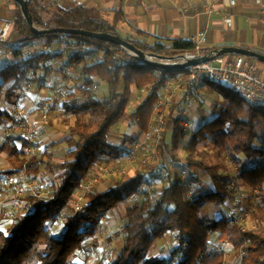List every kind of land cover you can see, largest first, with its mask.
<instances>
[{"label":"trees","instance_id":"obj_1","mask_svg":"<svg viewBox=\"0 0 264 264\" xmlns=\"http://www.w3.org/2000/svg\"><path fill=\"white\" fill-rule=\"evenodd\" d=\"M15 5L17 16L13 29L21 37V42H54L55 35L32 34L22 10ZM29 7L33 21L39 28L118 33L120 19L109 21L97 9L79 5L63 9L53 3L43 4L40 0H29ZM126 40L143 52L157 55L197 52L191 41H175L167 47L161 43L152 46ZM95 41L112 50L122 51L118 46ZM210 52L201 51L200 54ZM95 54L99 56L97 53L74 52L62 65L63 70L68 64H78L77 69L84 78L79 89L81 96L78 97L76 90H72L76 86L70 87V102L64 105L66 112L76 116L75 125L70 127L66 140L65 161L56 163L51 152L26 157L14 145L9 158L16 164L17 170L0 171V183L7 176L19 172L33 179L51 176L55 180L49 197L35 194L27 196L25 209L28 213L17 216L9 230L0 228V264H88L93 249L97 247L91 240H95L103 218L140 194L143 198L135 201L126 211L122 247L111 264H173L172 260L149 256L157 241L163 240L169 233L177 234L178 247L172 254V258L179 257L177 264H227L225 252L211 247L210 238L213 235L217 236L219 243L228 244L243 254L241 264H264L263 220L258 224L260 227L246 229L240 222L226 217L217 220L202 216V208L206 203L224 206L232 198L233 181L224 173L225 166L210 164L204 159L205 152L200 147L210 145L227 153L238 163V181L259 193L258 209L264 210V148L258 147L256 143V124H264V108L250 104L233 90L208 82L219 90L228 104L217 118L207 122L192 136L187 147L190 154L186 164L189 171L199 170L209 178L213 186L209 193L199 191L194 198L187 199L189 185L185 180L168 169H162L164 173L161 174L160 168L154 164L147 165L148 172L137 171L128 180L121 172L107 190L91 188L89 185L94 169L103 164L116 163L125 153L121 145L109 141L113 128L122 120L130 119L136 122L142 133L148 132L153 124L156 107L160 108V112L164 111L158 103L160 91L173 79L182 75L183 79L187 75V71L160 74L159 69L148 66L118 65L110 53L99 56V61L90 62L91 56ZM58 59H62V54H40L0 68V79L4 84H11L6 91V102L19 106L25 92L24 85L33 86L28 83L31 80L36 81L37 88L46 87L54 70L53 62ZM131 60L138 63L133 58ZM100 85L106 89L102 99L95 91ZM135 90L147 91V96L134 111L128 112ZM170 118L158 147L162 155L177 150L186 136V131L180 125L181 119L173 118L172 114ZM15 121L11 114L0 111V130ZM167 131H172L169 142L166 140ZM2 150L0 148V152ZM239 155H244L243 163ZM251 162L255 166L247 167L246 164ZM151 177L163 185L155 194L150 190L143 191L145 186L151 184ZM78 192L83 194L84 204L74 207L72 202ZM3 193H6V189L2 186L0 199ZM65 212L72 214L63 217ZM61 220L64 221V229L54 234ZM80 253L85 254L84 262H75Z\"/></svg>","mask_w":264,"mask_h":264},{"label":"rangeland","instance_id":"obj_2","mask_svg":"<svg viewBox=\"0 0 264 264\" xmlns=\"http://www.w3.org/2000/svg\"><path fill=\"white\" fill-rule=\"evenodd\" d=\"M40 43H46L45 40H40ZM34 54H32L33 56ZM100 57L98 55H92L90 58L91 60H98ZM59 61L62 59H58ZM57 61V60H56ZM68 60H62L64 64ZM54 70L53 73L55 75L61 76L62 73V65L53 66ZM52 73V74H53ZM183 75L179 77L178 80L182 79ZM63 78V76H62ZM63 82H65L63 78ZM28 83L33 85V89H37V85H35L36 81H29ZM84 83V78L81 76L79 68L76 71V75L74 77V87L72 90H76L78 93L77 96H81V92H79L81 88V84ZM65 84V83H64ZM29 85V84H27ZM58 84H56L57 86ZM202 85V84H201ZM205 85V84H204ZM30 86V85H29ZM64 87L58 88L59 90ZM72 87V86H71ZM48 89V87H44ZM224 88V87H223ZM32 89V90H33ZM71 91V90H69ZM97 92V96L99 98H103L106 89L104 85L97 86L95 88ZM3 90L0 89V106L3 107ZM219 92L217 89H211L209 86L205 85V91L203 92V103L202 106H206V108H210L209 114H207V118L204 114L205 118H202L204 122H208L209 120L213 119L212 117L222 109L221 103L223 104V99L218 97L219 95L216 94ZM27 94V92H25ZM147 96V91L135 90L133 98L130 102L128 112H132L135 108L139 105V103ZM210 105L207 106V105ZM20 106V104H19ZM164 111L161 113L165 114L166 122L165 125L168 124L170 121V114H172L173 118L180 117V111L177 109L178 107H174L171 105L165 108V104H162ZM2 109L0 108V111ZM15 109H12V111ZM213 110V111H211ZM6 111L5 109L3 110ZM216 111V112H215ZM160 108L156 107V114L153 120H155L159 115ZM76 117V116H75ZM54 117L50 118L46 122L41 118L42 124H50ZM29 118H25L22 122L12 124H7L5 128L2 129L0 132V145L4 146V151L0 152V171L3 172H14L17 170L16 164L9 158L11 153V147L19 144H25L30 151L24 154L26 157H31L34 154H38V145L37 139L31 140L29 138V130L28 127L29 123L33 126L32 128L35 130V137L37 136V127L34 122H30ZM182 120V118H180ZM188 121L189 118H183ZM121 124H124L121 127ZM136 131L137 134L128 135L125 134L124 130L129 131ZM196 131V130H195ZM256 131L258 134V139L261 143L256 142L258 147L264 148V124H256ZM165 132V130H164ZM143 134L138 128L137 124L134 120L124 119L119 122L112 130V134L109 138L111 143L121 145L125 150L124 155L120 160L116 163L112 164H103L100 167L94 169L92 173L93 179L89 187L96 188L99 190H107L110 188L115 181V177L120 176L119 174L122 172L124 173L125 180H128L136 175L137 171H146L148 172L147 165L152 166L153 164L156 165L157 161L165 159L169 156L175 158H181L182 160L187 163V157L189 156L190 152L187 149L189 143L184 140H181L180 147L173 151L171 154L162 155L159 152L152 155L150 161L146 165H141L140 161L145 157L146 151L140 150L136 153L133 159V151L135 150V145L142 141ZM172 137V131L166 132V140L169 142ZM201 149L205 152L204 159L212 164H221L225 166L224 173L227 174L232 179V188H233V196L229 199L224 206L215 205L211 203H206L202 208V216L205 219H221V218H228L231 221H237L243 224L246 229H254L258 228V224L264 223V210L258 209L260 205V198L259 193L248 187L244 186L240 183L237 179L239 173L240 165L234 162L231 157L217 149H214L210 145L200 146ZM22 150V149H21ZM241 162L243 163L245 160L244 155H239ZM154 160L155 162H153ZM247 167L255 166L254 163H247ZM160 173L162 169H158ZM191 176L185 180V182L189 185V192L194 198V196L200 191L203 194L209 193L212 189V183L210 182L209 178L199 170H190ZM152 179V177L150 178ZM55 180L51 176H43L37 179H33L31 177L25 176L23 172H19L15 175H9L0 183V187H4L6 189V193H3L0 199V228L4 231L9 230L11 225L13 224L14 219L17 216L25 215L28 211L25 209L27 204L26 198L30 195H38L41 197H49L51 194V187ZM163 187L161 182H155V179H152V182L149 186H145L144 190H150L155 194L158 190ZM196 193V194H195ZM83 194L78 192L75 195V200L72 202V205L81 206L84 204ZM143 196L140 194L137 197H134L124 203H122L117 209L111 211L107 216H105L100 224L96 235L95 240H91L94 242L93 245L96 243L97 247L93 249V254L88 262V264H111L114 262L121 250L123 238H124V227L126 224L125 221V214L126 211L131 207V205L137 201L142 199ZM72 214V212H65L63 217ZM64 229V221L61 220L54 230V234H57L61 230ZM176 233H169L163 240L157 241L155 247L151 251L149 256L153 257H160L167 260H172L173 264H177L179 257L176 256L172 258V254L175 249L178 247V241L176 237ZM211 247L212 249L223 250L227 257V264H241L243 254L235 249H233L228 244H222L217 241V236L213 235L210 238ZM187 245H185L186 248ZM85 254L80 253L78 259L75 262L82 263L84 262Z\"/></svg>","mask_w":264,"mask_h":264},{"label":"crops","instance_id":"obj_3","mask_svg":"<svg viewBox=\"0 0 264 264\" xmlns=\"http://www.w3.org/2000/svg\"><path fill=\"white\" fill-rule=\"evenodd\" d=\"M43 4L53 3L63 9H71L77 5L87 9H97L109 21L119 18L117 29L121 37L133 41L155 45L161 43L170 47L175 41H190L200 33H205L207 41L201 44V51H214L221 48H239L250 50L264 55V0H236L231 5L230 0H40ZM53 10L52 7L49 8ZM17 16V6L10 0H0V31L5 23L14 22ZM231 20V23L228 22ZM11 38L21 40V37L11 31ZM200 51V52H201ZM238 54H229L224 57L234 59ZM18 60L8 57L2 62V66L13 65ZM255 61V60H254ZM258 75L264 79V63L255 61ZM53 73V72H52ZM179 79V78H178ZM178 79H173L164 89L160 91L162 98L171 94ZM56 84H58L56 86ZM214 90L208 82L200 85L197 95L194 97L191 108L186 104L181 92L171 96L169 106L174 105L180 111L183 118H189L188 123L194 125L193 129L186 131L184 140L191 142L196 131L204 126L202 118L207 117L209 109L202 106L205 85ZM0 79V89L3 90V107L1 112H8L13 117L16 109H23L27 113L28 120L34 122L37 129L38 154L44 152L53 153L56 163H63L66 159L68 132L75 125L76 117L70 118L64 112L61 96H56L53 90L64 85L62 75H50L47 81L48 89L44 87L33 89V86L24 85L25 94L20 106H12L6 102V91L10 87ZM33 89V90H32ZM75 91V90H74ZM218 97L223 99L222 109L212 117L217 118L226 108L228 101L220 93ZM53 101L54 113L50 124H42L38 109L44 103ZM207 106L210 107L208 104ZM12 109H15V111ZM213 111V110H211ZM211 118V117H207ZM213 119L209 120L212 121ZM208 121V122H209ZM136 123V122H135ZM11 124V123H9ZM8 124V125H9ZM124 124H121V127ZM196 130V131H195ZM2 132V130H0ZM125 134L134 135L136 131H126ZM143 134V133H142ZM110 141V140H109ZM259 139H257V142ZM261 143V141H259ZM114 144V143H113ZM118 145V144H115ZM17 148L26 154L29 150L25 144L16 143ZM180 147V146H179ZM0 148L4 146L0 145ZM22 149V150H21ZM1 152V153H2ZM153 250V249H152Z\"/></svg>","mask_w":264,"mask_h":264},{"label":"built area","instance_id":"obj_4","mask_svg":"<svg viewBox=\"0 0 264 264\" xmlns=\"http://www.w3.org/2000/svg\"><path fill=\"white\" fill-rule=\"evenodd\" d=\"M230 1L231 5L236 4V0ZM228 22L231 23V20L228 19ZM13 26L14 22L9 21L5 23L0 31V68L3 60L8 57H14L19 60L30 57L32 54H34L33 56H36L40 54L53 55L60 53L62 54V60H65L74 52L97 53L99 56L110 53L114 57L115 63L118 65L128 64L145 66L140 62H133L124 51H115L107 45L95 40L83 37L74 38L65 33L55 34V40L50 44L40 43V41L26 44L25 42H21V40H14L11 38ZM190 41L195 44L197 52L200 54L201 44L207 41V36L205 33H200ZM99 59L95 61H99ZM62 60L53 62V66L64 65ZM77 67L78 64L76 63H71L65 66L61 71L65 80L64 87L62 90H53L54 96L58 93L60 94L63 106L70 102L69 88L74 85V76ZM163 72L164 71L160 70V74H163ZM204 82H211L216 86L233 90L250 104L264 108V79L258 75L256 62L252 58L243 55H239L234 59H229L223 56L214 61L190 68L187 70L186 77L175 83V88L171 94L165 98L160 97L158 103L159 105L164 103L165 108H167L170 104L171 96L179 91L185 99L187 106L191 108L194 97L197 95L200 85ZM54 112L53 101L44 103L38 109V113L45 122L53 117ZM64 112L70 118L75 117L72 113H68L65 110ZM14 117L17 123H20L27 117V113L25 110L19 108L16 109ZM165 122V114L159 112L151 129L148 132L143 133L142 141L135 145L133 159L138 151H146L145 157L140 161L141 165H146L150 161L152 155L158 152V147L163 139ZM180 125L185 131H190L194 127L193 124L186 121L180 122ZM29 126L31 129L28 127L30 132L28 136L33 140L35 139V130L30 123ZM153 156L155 159L156 156ZM152 161L155 162L154 160ZM156 165L161 169H168L172 172L178 173L183 180H186L191 175L187 164L181 158L169 156L157 161ZM163 171L164 170H162V172ZM187 199H192L190 193L187 194Z\"/></svg>","mask_w":264,"mask_h":264},{"label":"water","instance_id":"obj_5","mask_svg":"<svg viewBox=\"0 0 264 264\" xmlns=\"http://www.w3.org/2000/svg\"><path fill=\"white\" fill-rule=\"evenodd\" d=\"M14 1L22 10L24 18L30 28L32 34L35 36H46L55 34H69L72 36H79L83 38H89L94 40L103 41L108 44L118 46L122 51H124L129 57L137 60L138 62L144 64L145 66L152 67L155 69L162 70L164 72H181L187 71L192 67L208 63L216 60L219 57H223L229 54H238L252 58L255 61L264 63V55L252 52L250 50L230 48L225 47L219 50L211 51L208 54L195 53H182L174 56H163L154 53H146L138 49L133 43L124 39L117 32H105V33H95L84 30H69V29H44L39 28L35 25L30 7L29 0H12Z\"/></svg>","mask_w":264,"mask_h":264}]
</instances>
